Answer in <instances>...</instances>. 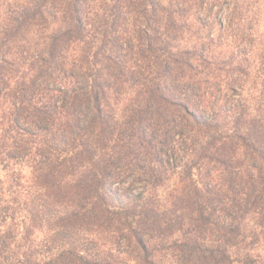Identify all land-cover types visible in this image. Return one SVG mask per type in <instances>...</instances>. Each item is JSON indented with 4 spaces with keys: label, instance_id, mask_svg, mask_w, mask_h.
<instances>
[{
    "label": "trees",
    "instance_id": "obj_1",
    "mask_svg": "<svg viewBox=\"0 0 264 264\" xmlns=\"http://www.w3.org/2000/svg\"><path fill=\"white\" fill-rule=\"evenodd\" d=\"M205 1L0 0V264H264V45L243 97Z\"/></svg>",
    "mask_w": 264,
    "mask_h": 264
},
{
    "label": "rangeland",
    "instance_id": "obj_2",
    "mask_svg": "<svg viewBox=\"0 0 264 264\" xmlns=\"http://www.w3.org/2000/svg\"><path fill=\"white\" fill-rule=\"evenodd\" d=\"M248 1L249 4H246L249 5L247 10L244 12V9H242V12L238 14V19L231 22L229 19L232 17L235 8L233 0H206L202 3L200 10L197 11L195 16L197 18L194 19V16L189 18L185 27V35L191 38L192 41L200 38L202 41H206V37L212 39L206 45L208 52L205 51L203 54L208 57V62L209 56H211L210 63L212 65L209 68L211 69L215 64H218L222 73H224L231 65L235 67L233 73L238 85L237 90L241 89L240 92L243 97H249L253 93L251 80L260 67L257 54L261 46L264 45V0ZM190 13H193V10ZM241 33L242 35L251 33L253 41H250L248 45L247 38L243 37L247 41L242 40ZM239 65L242 66V69L246 67L245 70L248 71L250 78H245L244 73H241V70L238 71ZM203 66L206 67L200 64L197 69L199 70ZM213 81L210 79L208 83ZM215 84L221 89L227 87L224 77L219 76L215 80ZM234 96L237 97V94H234ZM2 176L0 169V177ZM127 185L132 188L133 193H136L140 190L142 181L139 177L137 179L135 175L130 176L120 187L125 188Z\"/></svg>",
    "mask_w": 264,
    "mask_h": 264
}]
</instances>
